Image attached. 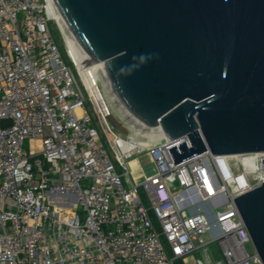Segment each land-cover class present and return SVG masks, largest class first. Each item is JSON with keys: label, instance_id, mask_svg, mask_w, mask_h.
Listing matches in <instances>:
<instances>
[{"label": "built area", "instance_id": "obj_1", "mask_svg": "<svg viewBox=\"0 0 264 264\" xmlns=\"http://www.w3.org/2000/svg\"><path fill=\"white\" fill-rule=\"evenodd\" d=\"M51 20L47 0H0V264H262L233 197L264 181V151L174 163L186 135L134 132L119 159L146 149L157 171L128 182Z\"/></svg>", "mask_w": 264, "mask_h": 264}, {"label": "water", "instance_id": "obj_2", "mask_svg": "<svg viewBox=\"0 0 264 264\" xmlns=\"http://www.w3.org/2000/svg\"><path fill=\"white\" fill-rule=\"evenodd\" d=\"M115 109L174 163L264 151V0H51ZM264 264V181L233 197Z\"/></svg>", "mask_w": 264, "mask_h": 264}, {"label": "rangeland", "instance_id": "obj_3", "mask_svg": "<svg viewBox=\"0 0 264 264\" xmlns=\"http://www.w3.org/2000/svg\"><path fill=\"white\" fill-rule=\"evenodd\" d=\"M49 27L66 59V42L54 19L49 22ZM90 86L93 87L86 92L88 97L86 106L91 119L98 126L101 141L107 147L117 171L123 173L125 179L129 178L132 182L139 184L146 176L156 173L157 165L146 149L141 152L133 151L132 155L125 158L124 162L119 159L122 156V151L118 139L133 134L134 127L111 107L104 90V84L100 79L87 87ZM25 147H27L26 143ZM248 247L250 248L251 245L248 244ZM216 248L215 244L209 246V250ZM196 257H202L201 253L195 252L192 257H188L186 264H194Z\"/></svg>", "mask_w": 264, "mask_h": 264}, {"label": "bare ground", "instance_id": "obj_4", "mask_svg": "<svg viewBox=\"0 0 264 264\" xmlns=\"http://www.w3.org/2000/svg\"><path fill=\"white\" fill-rule=\"evenodd\" d=\"M47 3L49 7V14L52 17V19H54V21L57 23L61 33L63 34L65 42H66V46L71 51V53L73 54L77 62L78 61L80 62V63L78 62L79 65L81 64L79 70H80V75L85 85L89 86L97 79H100L102 81V79L99 77L101 64L97 63V64H92V65H85L87 61L86 57L81 52L77 44L70 38L66 28L64 27V24L62 23V21L59 19V17L57 16L55 12L53 3L51 2V0H47ZM133 129L135 131V135L138 137L137 141L143 146H145L148 143V140H153V139L158 140L164 137V133L159 127L156 130H152V131H140V130H137L136 128H133Z\"/></svg>", "mask_w": 264, "mask_h": 264}, {"label": "trees", "instance_id": "obj_5", "mask_svg": "<svg viewBox=\"0 0 264 264\" xmlns=\"http://www.w3.org/2000/svg\"><path fill=\"white\" fill-rule=\"evenodd\" d=\"M52 33V32H51ZM53 35V34H52ZM60 48V47H59ZM61 50V49H60ZM175 264H183L180 260H177Z\"/></svg>", "mask_w": 264, "mask_h": 264}, {"label": "crops", "instance_id": "obj_6", "mask_svg": "<svg viewBox=\"0 0 264 264\" xmlns=\"http://www.w3.org/2000/svg\"><path fill=\"white\" fill-rule=\"evenodd\" d=\"M127 180H128V182H130V183L132 182L129 178H127Z\"/></svg>", "mask_w": 264, "mask_h": 264}]
</instances>
